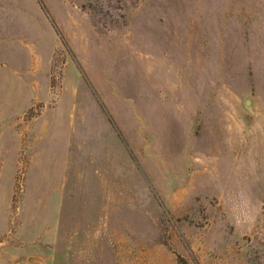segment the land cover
Listing matches in <instances>:
<instances>
[{"label": "rangeland", "instance_id": "rangeland-1", "mask_svg": "<svg viewBox=\"0 0 264 264\" xmlns=\"http://www.w3.org/2000/svg\"><path fill=\"white\" fill-rule=\"evenodd\" d=\"M0 264H264V0H0Z\"/></svg>", "mask_w": 264, "mask_h": 264}]
</instances>
